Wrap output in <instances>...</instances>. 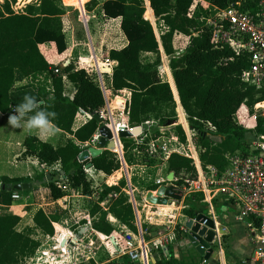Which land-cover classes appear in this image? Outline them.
<instances>
[{"label": "trees", "instance_id": "1", "mask_svg": "<svg viewBox=\"0 0 264 264\" xmlns=\"http://www.w3.org/2000/svg\"><path fill=\"white\" fill-rule=\"evenodd\" d=\"M72 1L84 10V4L88 0ZM202 1L220 9H227L243 0H150L147 11L144 0H107L103 5L105 17L122 19L121 29L127 46L110 52V60L116 62L117 66L112 75L106 76L109 90L115 93L125 90L131 92V101L127 108L130 128L136 129L150 124L149 130L157 137L160 136V128L178 123V103L180 119L186 122L183 113L185 111L191 129L199 136V145L204 150L201 154L204 169L217 168L223 171L228 165L227 155L238 152L244 156L249 155L256 135L264 134L262 118L258 119L256 131L244 128L236 120L243 106H247L249 114L252 115L255 105L264 100V92L243 81V75L250 67L247 55H241L231 48L216 49L205 17L200 12ZM17 2L18 0H8L0 6V113L7 115L11 110V92L17 72L26 78L49 75L51 90L41 91L36 98L39 103L44 102L42 110L55 112V127L72 136L77 143H90L102 127L108 129V121L100 116L106 110V98L99 82L86 71L75 69L73 65L65 67L57 74L56 68L48 64L39 48L46 43H55L59 54L67 50L63 24L66 10L62 6V0H39L29 4L21 14H16L12 8ZM97 5V1L93 0L88 5V10L92 11ZM242 9L257 11V6L246 4ZM154 16L157 24L165 30L161 35V44L170 66L166 63L161 75L167 76L170 84L163 82L159 73L163 63L160 41L152 25L156 24ZM176 33L190 38L188 48L181 55H176L173 46ZM148 54L155 55L156 60L145 63L143 56ZM65 78L75 88L72 98L66 94ZM124 104L125 101L122 104L115 100L113 105L122 109ZM80 113L90 115L91 120L75 130L76 119ZM208 123L216 129L215 134L206 128L205 124ZM117 126L121 127L120 123ZM175 128L180 141L186 143L187 137L182 127ZM146 133L148 131L144 135ZM213 137L218 138L219 143H214ZM116 139L117 143L108 141L102 155L85 160L79 159L84 150L74 141L55 148L29 136L25 146L26 154L37 157L42 164L48 167L60 164L67 183L74 189H81L84 195L91 196L85 168L92 164L96 170L109 176L119 171L121 163L113 150L117 151L118 147L120 151L121 143ZM121 141L126 160L131 164L133 153L139 148L137 139L122 138ZM167 163L169 171L175 173L176 178L182 173L189 175L190 179L196 178V168L190 159L172 154ZM51 176L53 179L48 183L46 177L40 179L45 182L54 200L63 199L66 192L57 185L59 181L55 180V176L60 177V174L52 173ZM2 182L6 188L0 192V205L11 206L12 196L17 193L11 186L15 187L21 181L4 178ZM125 188L126 183L122 182L119 186L107 188L101 193L100 203L113 193L116 198L108 212L99 204L91 210V217H97L93 225L97 232L105 236L114 234L115 228L108 222V215H112L132 232H137L134 209L123 191ZM157 189L155 186L151 191ZM185 207L184 214L190 219H195L201 212L207 213V204L202 195H193L186 199ZM220 208L216 205L218 212ZM58 221L59 217H50L43 211H39L34 218L36 229L50 237L55 235L54 224ZM20 222L18 216L0 215V264H25L41 246L40 242L32 239L31 231H16ZM61 227L62 225L57 227L59 234L62 232ZM145 230L158 235L164 234L157 226L145 227ZM62 236L64 235L59 237L60 241ZM45 250L43 248L39 252L36 261L42 258ZM83 264L95 263L90 261ZM158 264L180 263L173 258L164 257L158 259Z\"/></svg>", "mask_w": 264, "mask_h": 264}, {"label": "crops", "instance_id": "2", "mask_svg": "<svg viewBox=\"0 0 264 264\" xmlns=\"http://www.w3.org/2000/svg\"><path fill=\"white\" fill-rule=\"evenodd\" d=\"M7 1L8 0H0V6H3ZM92 1L93 0L86 1V3L84 4V10L77 7L72 0H62V6L65 8V10L66 7L67 8L77 7L79 13L81 14V18L84 24L86 25L87 32L89 33H90V29H89L90 23L96 17H99L103 22L109 21V22H116V24L118 23V27H119L118 33L122 34V38H121L122 46L109 48L103 55L105 58L104 61H100L99 59L100 57L97 55L95 56L98 70L105 75H112L113 69L117 66V63L110 60L109 57L110 52L112 50H121L127 46V40L121 29L122 19L121 18L107 19L105 17L103 11V5L107 0H96L98 3L97 7L94 8L92 11H88V5ZM144 1L146 4V11H147V8L149 7L148 1L150 2V0H144ZM32 2H35V0L26 1V3L23 4V7H19L20 2L19 3L17 2L18 4L15 5L16 8L19 9H16L14 5L12 7L13 11L16 14L24 13L25 8ZM18 10L21 12H19ZM66 15H67V10H66ZM64 22L65 21L63 18L64 32L67 41V50L63 54H59L55 43H46L39 47L42 55L45 57L48 64L52 68H56V70H58L59 73L65 67L69 65H73L75 69L84 70L92 77V75L84 67V63L91 62L90 57H87V55L81 56L80 67L76 66L74 61L75 59H73V61L72 59H69L68 35ZM156 24H157V20H156ZM159 41H160V50L162 54V63H163V54L165 53V51L161 44V38L159 39ZM189 44H190L189 37L179 33L175 34L173 40V46L176 55H181L188 48ZM167 64L168 66H170V61L167 62ZM165 65L166 64H163L159 70L160 77L163 82L170 84L169 82H167V76L162 77L161 75V71L164 69ZM107 69H109L110 71L107 72L106 71ZM65 82H66V94L68 97L72 98L75 93V88L69 81H67L66 78H65ZM67 86L73 87L74 92H71L68 95ZM45 89L48 92L51 90V81L49 75L38 76L35 78H26L21 73L17 72L16 81L14 83V87L11 92L12 102H13V105L11 106V110L7 115L0 113V185H3L2 179L9 178L12 180L21 181V183H19L18 185H30L31 187L19 191L14 189L20 195L21 197L20 200L13 201V204L11 206L0 205V215L1 216L13 215L20 217L21 222L16 227V231L18 233H25L31 231L32 239L41 243V246L36 251L35 255L32 258L28 259L25 264H83V263H88L90 261H93L95 264H120L121 260H124L125 264H150V263L158 264V259H162L164 257L165 258L167 257V259L173 258L174 260L178 261L180 264H204L205 260L199 255L198 251L192 245L189 244L187 239L188 232L184 233L180 230L182 225H185L186 221L190 219L184 214V210H185V207H183L184 205L182 206V204H177V205L173 204L172 206H166V205L152 203L149 200L150 194H152V198L157 199L158 197L157 193L159 189H161L162 187L165 188L167 187L165 184L159 185L157 182L158 189L156 191L148 192L147 195L143 198L144 200L142 199V202H139L138 200H137L138 202H136L135 200L136 205L138 207L139 206L143 207V210L140 209L139 213L144 214L143 218L148 219V221H143V219H141L142 221L140 222L139 218L136 216L137 232H132L130 229H128L120 222H118L112 215H108V222L111 223L115 228L113 235L105 236L97 232L93 228L94 221L97 219V217L96 218L91 217V210L94 208V206L99 204L104 211L108 212L114 199L116 198V194L113 193L109 195L102 203H100L99 199L101 193L107 188L117 187L122 182L126 183L125 175L123 172L125 170V167H129V166L125 157L124 147L121 141L122 138H120L119 127L117 126V123H120V125L123 126L124 121H122V117H120L118 113H116L111 120L105 119L103 118V116H101V119L108 121V123L106 124L108 125L107 128L114 135L113 142L114 141L116 142V136L114 134V131L118 132V139L120 141L119 144L121 143L120 144L121 149L119 151L117 147V151L113 150V152L118 156V159L120 160L121 169L115 172L113 175L109 176L101 171L96 170L94 167L91 169L85 168V172L87 175V182L90 184V190L92 192L91 196H86L82 193L81 189L80 190L74 189L71 187L70 184L67 183L66 178L62 176L60 164H56L52 167H48L45 164H42L37 157L29 156L26 154L27 149L25 146V142L27 137L29 136L35 137L40 142L50 144L55 148L62 147L63 145L67 144L69 141L76 142L72 136L62 132L57 128L55 133L52 135H43V134H39L38 132L28 133L25 132L23 129L13 128L8 124L9 116L14 113L16 106L23 101V97L25 95H31L36 99L39 97L38 95L40 94V92ZM114 93L115 92L108 89L109 97L110 95L113 96ZM116 94L117 96L114 98L112 104H114L118 96L123 100L125 99L124 109L126 108V115L128 116V119H126V121L129 125V114H127V108L131 101V92L125 90ZM39 104H40L39 110H42L41 107L44 105V102H40ZM106 108H107V99H106ZM105 112L106 110L103 113ZM240 112L244 114L243 113L244 111H240ZM183 113L185 115V121H186L185 123L179 117L180 115L179 106L177 104V115L179 121L178 124H176V126H181L187 137V143L180 144L181 147L187 146L189 137L196 135L195 136V140H196V137L198 136V134L191 129L185 111H183ZM254 114L255 111H253L252 115L249 114L248 112V117L245 118L244 122H240V123L238 121L237 122L241 125L243 123L248 122L249 126L253 128V126L255 125ZM81 115L86 117V119L83 120L82 125L77 126V119ZM77 119L74 126L75 130L86 124L89 120H91V116L84 113H80L78 114ZM102 129L106 131V128L102 127L96 133L94 139L90 143L83 145L77 142L76 143L79 146H81L84 152L89 150L90 148H95V149L100 148V140L103 138V134L101 132ZM145 132H142L141 135H139L138 137H134L132 139H136V138L138 139L142 137ZM98 135H100L98 148L96 147L88 148V146L94 142V140L97 138ZM151 141H156V139H150L148 141V145L151 143ZM105 150L106 149H103V152ZM173 152H175L173 154H176V151ZM166 165L168 168L167 162ZM57 172L60 174V177L55 176V180L59 181L57 185L60 188L64 187L63 189L66 192V196L63 199L56 201L53 199L51 191L46 187V185L44 184L45 182H43L42 179H40V177L43 176L46 177L48 183L53 179L51 174ZM168 177L170 178L171 176L168 175ZM101 182H102V189H100L99 192L98 191L95 192L94 191L95 186L97 185L99 186ZM128 184H130V181H128ZM11 187L14 188L13 185ZM125 189L123 191L128 196L127 190ZM74 193H75L74 197H80L85 200H92V201L93 199H97V201L94 203V206L91 209L88 208L86 209L80 208L76 210L70 209L69 207H66L65 203L66 200L71 198ZM76 193H78V195H76ZM128 198L133 206L134 203L131 200V197L128 196ZM159 199H164V198H159ZM216 205L221 207L219 212L216 209ZM39 211H43L46 215L50 217H59V221L54 224L55 235L53 237L46 236L40 230L36 229L34 218ZM165 212H169L168 214L170 215L168 214L164 215ZM213 213L215 215V219L217 221L218 227L222 230L223 253L222 254L218 253L219 252L218 249L215 246H212L214 250V254L211 257V260L207 262V264H254V253L257 250L258 246L252 239L251 230L250 227L248 226L249 221L247 222L240 219L241 212L239 207L234 204L227 203L220 198L215 201V209ZM168 216L174 217L176 219L174 224L175 225L178 224L176 228L177 237L172 243H169L173 235L172 225L169 226L171 227L169 228V230L168 227H166L167 225L166 226L164 225L166 224L165 219H167L166 217ZM160 218H164V220ZM116 224L120 225L121 230L117 229ZM149 224L150 225L152 224L153 226H157L159 230H163L165 232L162 240L156 239L157 241L162 242L161 243L162 245L158 249H155L151 244L152 241L155 240L156 234L151 233L149 236L145 234L146 231L145 227H149L150 226ZM60 225H62L61 234H59L57 230V227ZM77 226L79 227L76 228ZM65 234H68L66 236L69 239L72 238V235H75V237L79 239L77 243L79 249H77L76 247L74 249H71L69 246H66L65 244H61L59 237H61V235H64L62 236V238H66ZM91 237L94 238V242L92 241L93 243H95V240H99L101 243L97 242L96 245H91V249L87 250V252H85L84 254V250H85L84 247L90 245V242H86V241H88V239H90ZM123 237H127L128 239H130L129 241L132 242L134 247H139V246L143 247V242L146 244V247H144V250L142 251L143 257L141 261L135 262L132 261L129 256L123 255L117 243L118 238H123ZM43 248H46V250L42 254V258L39 261H36L39 252Z\"/></svg>", "mask_w": 264, "mask_h": 264}, {"label": "built area", "instance_id": "3", "mask_svg": "<svg viewBox=\"0 0 264 264\" xmlns=\"http://www.w3.org/2000/svg\"><path fill=\"white\" fill-rule=\"evenodd\" d=\"M200 12L204 15L207 27L210 30L216 49L223 50L231 48L241 55H247L250 60V67L243 75V81L257 90L264 92V0H243L236 5H231L227 9H220L206 1H202ZM257 6V11L243 10V5ZM58 74L59 71L56 70ZM249 110L243 106L240 111ZM253 128L249 123H243L241 126L248 130L256 131L258 128V119L264 120V100L255 105ZM101 113L100 116H102ZM206 128L213 134L216 129L210 124H205ZM124 128L133 131V128L127 126L119 127V132ZM195 136L189 137L187 146H183V151H176V154L184 156L193 162L196 168V178L190 179V176L182 173L179 178H174L166 188H173L182 196L181 202L185 207L186 199L193 195H202L207 204V216L216 222L217 230L212 246L218 249V253H223V234L220 232L215 215V201L223 199L227 203L234 204L240 209V219L249 221L248 226L251 230L253 241L257 244V250L254 253V264H264V134H257L254 142L250 146V153L247 156L241 153L227 155V167L220 171L217 168L205 170L201 160V154L204 150L200 147ZM94 139V138H93ZM156 141H151L148 145V152L151 155L158 154ZM166 181H158L159 185ZM175 183V185H173ZM182 183V184H181ZM178 184H181L179 186ZM130 185V184H128ZM170 186V187H169ZM64 188V187H63ZM66 189V187H65ZM20 195L15 193L12 196L13 201L20 200ZM171 227H168V230ZM177 225H172V237L169 243H172L177 235ZM182 232L187 233L185 225H182ZM165 233V232H164ZM146 235H150L147 230ZM163 235L156 234L152 245L155 249L162 245L160 241ZM127 237L118 238L117 243L123 255H127L132 261H141L143 247H134ZM78 241L75 235L72 238H63L61 244L79 249ZM93 242L84 247V254L91 249ZM92 252V251H90ZM204 264H207L204 262Z\"/></svg>", "mask_w": 264, "mask_h": 264}, {"label": "rangeland", "instance_id": "4", "mask_svg": "<svg viewBox=\"0 0 264 264\" xmlns=\"http://www.w3.org/2000/svg\"><path fill=\"white\" fill-rule=\"evenodd\" d=\"M28 0H18V3L20 2L19 7H23V4L26 3ZM38 0H35L36 3ZM17 3V4H18ZM16 8V5L14 6ZM19 9V8H16ZM26 9V8H25ZM67 15L64 17V23L65 28L68 35V43H69V59H75V64L77 67H80V57L86 56L90 57V63H84V67L86 70L92 75V78H94L96 81L99 82L105 96L107 99V108L106 112L102 114L103 118L105 119H112L116 113L119 114L120 117H122V121L124 126L129 127L126 119H128V116L126 115V108L120 109L116 108L112 102L114 98L117 96L116 93L112 95H108V77L101 73L97 68V62L95 60V56H99L100 61H104V53L111 47H121L122 46V34L118 33V23L116 22H109L105 21L103 22L99 17H96L93 19V21L90 23V33L87 32L86 25L84 24L81 14L79 13L78 8L76 7H70L67 8ZM19 11V10H18ZM89 11V10H88ZM21 12V11H19ZM99 16V15H97ZM156 34L158 38H161L162 33L165 31L163 27H161L159 24H153ZM81 42V44H80ZM93 59V60H92ZM156 60V56L153 54H148L143 56V61L146 62H154ZM94 61V62H92ZM169 62V58L163 54V64H166ZM101 65V64H100ZM166 68V66H165ZM167 70V69H166ZM67 93L68 95L71 92H74L73 87L67 86ZM106 90V91H105ZM176 100V99H175ZM177 102V101H176ZM178 104V103H177ZM254 111V110H253ZM249 110L246 109L242 114L239 112L237 114L236 120L240 122H244L245 118L248 117ZM185 116V115H184ZM86 117L79 116L77 119V126L83 124V120H85ZM179 121V120H178ZM178 124V123H177ZM177 127L176 124L172 126H167L164 128H160V136H156L151 130H147L148 133H146L143 137V139H137V144L139 145L138 151H135L133 153V161L131 164H128L129 167H125L124 175L126 180V189L128 196L131 197V200L133 201V207H134V213L135 217L137 216L139 218V221H148V219L143 218L144 214H140L139 210H143L142 206H137L136 202H142V199L147 195L148 192L153 189V187L158 186L157 182L165 180V185H170V182H173L174 179L169 178L168 175H170L173 172H170L167 168L166 162L168 161L171 154L175 153L173 151H183L180 144L182 142L180 141V136L178 135L177 131L175 130ZM146 131V132H147ZM115 132V131H114ZM117 132V131H116ZM157 137V138H156ZM117 138H118V132H117ZM100 135L97 136V138L94 140L93 143H91L88 148L90 147H96L98 148ZM150 139H156L158 142H156L157 149H159L158 154L151 155L148 152V141ZM197 142H199V136L196 137ZM214 143H219V139L213 137L212 138ZM117 143V139H116ZM187 143V141H186ZM184 143V144H186ZM175 174V173H174ZM91 177V176H89ZM128 181H130V185H128ZM95 183V182H94ZM182 184V183H181ZM181 184H178L181 186ZM164 185V186H165ZM175 185V183L173 184ZM171 186V185H170ZM169 186V187H170ZM102 189V182L100 185L95 186V192L100 191ZM126 192V191H125ZM78 195V193H76ZM75 193L72 195L71 198L66 200V207H69L70 209H80V208H88L91 209L94 206V203L97 201V199L92 200H85L80 197H74ZM136 200V202H135ZM138 200V201H137ZM144 200V199H143ZM106 205V204H105ZM186 208V207H185ZM159 211V210H158ZM156 211V212H158ZM169 212H165L164 215L168 214ZM170 215V214H168ZM166 224H164L166 227H169L171 225H174L175 218L168 216L166 217ZM146 219V220H145ZM164 220V218H160ZM182 220V219H180ZM150 225V224H149ZM147 225V226H149ZM152 225V224H151ZM150 225V226H151ZM178 225V224H176ZM153 226V225H152ZM77 226L76 228H78ZM117 229L121 230L120 225L116 224ZM94 242V238L91 237L86 242ZM97 242L99 243V240H95V243L93 245H96ZM101 243V242H100Z\"/></svg>", "mask_w": 264, "mask_h": 264}, {"label": "water", "instance_id": "5", "mask_svg": "<svg viewBox=\"0 0 264 264\" xmlns=\"http://www.w3.org/2000/svg\"><path fill=\"white\" fill-rule=\"evenodd\" d=\"M107 72L110 70L107 69ZM97 119H100L98 115H95ZM150 124H146L142 127H138L134 129L133 131H128L126 128H124L120 132V138H134L138 137L142 134V132H145L149 129ZM103 134V138L100 140V148H90L89 150L83 152L79 159L85 160L89 157L96 158L103 153V149L106 148L107 143L109 140L114 139V135L110 130L104 131V129L101 130ZM113 147V145H111ZM87 169L93 168L92 164H89ZM62 176L65 178L64 172H61ZM170 178H174L175 174L171 173ZM5 186L0 185V192L2 190H5ZM31 188L30 185H16L14 189L16 190H23ZM157 199L152 198V194L149 195V200L152 203L155 204H161L166 206H172L175 204V202H181L182 196L177 193L173 188H165L162 187L159 189L157 193ZM164 198V199H159ZM187 230H188V242L190 245H192L199 253V255L205 260V262H209L211 260L212 255L214 254V250L212 248V243L215 239V231L217 230L216 222L207 216L205 212H201L195 219H189L186 221L185 224ZM220 232L222 233V230L219 228ZM120 264H125L124 260L120 261ZM152 264V263H150Z\"/></svg>", "mask_w": 264, "mask_h": 264}, {"label": "clouds", "instance_id": "6", "mask_svg": "<svg viewBox=\"0 0 264 264\" xmlns=\"http://www.w3.org/2000/svg\"><path fill=\"white\" fill-rule=\"evenodd\" d=\"M39 102L31 95H25L23 101L16 106L15 111L8 118V124L25 132H38L43 135H52L56 131L53 120L55 112L39 110Z\"/></svg>", "mask_w": 264, "mask_h": 264}, {"label": "bare ground", "instance_id": "7", "mask_svg": "<svg viewBox=\"0 0 264 264\" xmlns=\"http://www.w3.org/2000/svg\"><path fill=\"white\" fill-rule=\"evenodd\" d=\"M119 102V103H124V101H125V99L123 100L122 98H120L119 96L116 98V102ZM115 136H116V138H117V133H115Z\"/></svg>", "mask_w": 264, "mask_h": 264}]
</instances>
